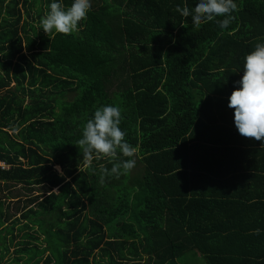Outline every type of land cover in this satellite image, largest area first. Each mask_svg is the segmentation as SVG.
Wrapping results in <instances>:
<instances>
[{
    "label": "trees",
    "instance_id": "1",
    "mask_svg": "<svg viewBox=\"0 0 264 264\" xmlns=\"http://www.w3.org/2000/svg\"><path fill=\"white\" fill-rule=\"evenodd\" d=\"M50 2L0 0V261L232 264L233 250L237 264H264V193L239 196L264 178V144L236 138L221 105L211 129L250 156L241 174L231 159L227 178L213 172L219 141L194 135L264 44V0H233L226 30L177 11L198 0H91L75 32L46 35ZM104 105L120 108L137 151L87 167L77 142ZM126 159L133 169L100 182L101 167ZM6 199L24 205L11 214Z\"/></svg>",
    "mask_w": 264,
    "mask_h": 264
},
{
    "label": "clouds",
    "instance_id": "2",
    "mask_svg": "<svg viewBox=\"0 0 264 264\" xmlns=\"http://www.w3.org/2000/svg\"><path fill=\"white\" fill-rule=\"evenodd\" d=\"M49 11L41 20V28L46 35L51 32L69 35L77 30L78 22L86 18L91 8V0H71L65 7L62 0H51ZM183 17L191 16L194 27L202 23L215 22L221 30L228 29L236 11L233 0H198L189 11L177 8ZM217 17L222 19L217 20ZM234 87L228 96L227 106L233 110V123L239 135L252 138L264 144V44H256L245 55L242 75L234 81ZM121 111L118 106L104 105L97 108L83 129L78 145L83 152V162L90 167L93 159L101 157L115 159L117 149L122 156L133 157L137 149L124 140L125 132L120 129ZM135 159L114 163L110 172L101 167L100 182L106 175L119 178L121 169L127 172L135 167ZM58 167V166H57ZM259 233V229L254 230Z\"/></svg>",
    "mask_w": 264,
    "mask_h": 264
},
{
    "label": "crops",
    "instance_id": "3",
    "mask_svg": "<svg viewBox=\"0 0 264 264\" xmlns=\"http://www.w3.org/2000/svg\"><path fill=\"white\" fill-rule=\"evenodd\" d=\"M227 99H228V97H227ZM209 105H213L212 107H215L214 115L212 117L215 119V121L209 120L206 117L201 116V121L199 122V127L194 129V135L197 136L198 138L200 137V139H201L200 141L207 140L206 143H208V141H211L212 139H217L219 141L218 146L220 149L218 151L216 161L213 163V166H215L214 170H213L214 174H220V173H221V175L226 174V176L228 178V176L230 175V173H228V172L230 171L229 168L231 167V163H230L231 159L235 161V164L232 165V167L238 166L239 169L236 172H240V174H241L244 172V169H240V168H246V165L248 164V160L250 159V156L248 155V153L242 152L241 149H244V148L241 145L236 144L234 142H231V141H236L234 138H230V137H232L231 135L230 136L224 135V136L220 137V136H218L217 133H215V129H218L217 126H219V124H220V121L218 119V112L223 111V110L221 111V105H222V108L226 109V112H227L226 119H227L228 123L230 124L231 128L235 127V126H233L234 123L232 121L233 120V114L229 113L232 109L227 106V101H225V102H223V104H219V105H216V104H209ZM211 128H215V129H211ZM233 129H235V128H233ZM226 135H228V134H226ZM234 136L236 138H238L239 140L246 141V137H242V136L237 135V134H235ZM220 141L225 142V144L220 143ZM211 146H216V144H212ZM258 147L260 148V145ZM232 148H238V151L233 150ZM260 157L264 161V147H263V149H260ZM253 167H260V159L257 155H256V158L253 159L252 167L247 168V169L254 172ZM227 173H228V175H227ZM231 173H233V172H231ZM214 174H213V176H214ZM263 174H264V172L260 173L259 175H263ZM214 178H216V177H214ZM254 179H255V177H254ZM216 180H218V179H216ZM258 182H259V187L254 186L252 189H249L247 191L239 189V196L240 197H242V196L243 197H249V196L255 195V193L260 194V195L262 193H264V178H262V179L258 178ZM216 185H217V188L219 186L221 188V183L217 182L215 184V186ZM221 190L223 191L222 188H221ZM235 242L239 246L240 245L242 246L240 237H237L235 239ZM229 248H233V247L228 246L227 249H229ZM227 254H232V256H234L232 260H229V261H232V264L238 263L237 257H236L233 250H229ZM246 262H244V263H246Z\"/></svg>",
    "mask_w": 264,
    "mask_h": 264
},
{
    "label": "rangeland",
    "instance_id": "4",
    "mask_svg": "<svg viewBox=\"0 0 264 264\" xmlns=\"http://www.w3.org/2000/svg\"><path fill=\"white\" fill-rule=\"evenodd\" d=\"M4 167H6L7 168V166H4ZM56 169H59L58 167H55ZM13 189V191L16 193V192H25V191H23V190H20L19 189V187L18 186H15V188H12ZM5 192H8V191H5ZM30 192H26V193H23L24 195L26 194H29ZM23 195V196H24ZM28 200V199H27ZM8 201H11V202H8ZM8 206V208H6V206ZM24 204L23 203H19V201H15V199L14 200H9V199H6V201H5V203H4V208H5V210H9L10 212H11V214H17V212H15V207L16 206H20V207H22ZM9 225V224H8ZM5 232V231H4ZM3 232V233H4ZM11 255H8V256H6V257H3V259L0 261V264H4V261L6 260V259H4V258H9Z\"/></svg>",
    "mask_w": 264,
    "mask_h": 264
},
{
    "label": "built area",
    "instance_id": "5",
    "mask_svg": "<svg viewBox=\"0 0 264 264\" xmlns=\"http://www.w3.org/2000/svg\"><path fill=\"white\" fill-rule=\"evenodd\" d=\"M0 165L3 167L4 165L2 163H0Z\"/></svg>",
    "mask_w": 264,
    "mask_h": 264
}]
</instances>
